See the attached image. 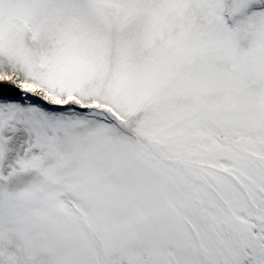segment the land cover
I'll list each match as a JSON object with an SVG mask.
<instances>
[{
    "label": "snow or ice",
    "instance_id": "snow-or-ice-1",
    "mask_svg": "<svg viewBox=\"0 0 264 264\" xmlns=\"http://www.w3.org/2000/svg\"><path fill=\"white\" fill-rule=\"evenodd\" d=\"M0 264H264V0H0Z\"/></svg>",
    "mask_w": 264,
    "mask_h": 264
}]
</instances>
